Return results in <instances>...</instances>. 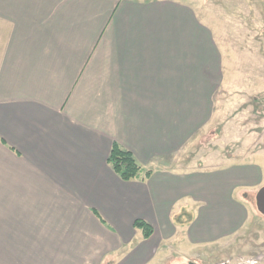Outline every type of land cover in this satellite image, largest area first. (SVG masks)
Returning a JSON list of instances; mask_svg holds the SVG:
<instances>
[{
    "label": "crops",
    "instance_id": "0c3cea01",
    "mask_svg": "<svg viewBox=\"0 0 264 264\" xmlns=\"http://www.w3.org/2000/svg\"><path fill=\"white\" fill-rule=\"evenodd\" d=\"M198 15L181 0H0V264H210L240 249L258 167L187 159L218 117ZM113 142L150 175L121 180Z\"/></svg>",
    "mask_w": 264,
    "mask_h": 264
},
{
    "label": "rangeland",
    "instance_id": "374dc122",
    "mask_svg": "<svg viewBox=\"0 0 264 264\" xmlns=\"http://www.w3.org/2000/svg\"><path fill=\"white\" fill-rule=\"evenodd\" d=\"M181 1L197 8L218 50L220 68V89L214 96L218 117L204 128L187 159L195 166L197 161L204 167L235 162L259 169L258 184L243 188L253 200L246 205L248 221L234 239L240 249L210 264H264V215L257 211L253 195L264 186V0ZM244 242L254 243L248 249Z\"/></svg>",
    "mask_w": 264,
    "mask_h": 264
},
{
    "label": "trees",
    "instance_id": "16d2710c",
    "mask_svg": "<svg viewBox=\"0 0 264 264\" xmlns=\"http://www.w3.org/2000/svg\"><path fill=\"white\" fill-rule=\"evenodd\" d=\"M107 164L112 171L123 181H131L135 179H144L151 173L145 170L127 149L113 142L107 156ZM134 227L141 229L144 238L152 233V228L145 221L136 219L133 223Z\"/></svg>",
    "mask_w": 264,
    "mask_h": 264
},
{
    "label": "water",
    "instance_id": "95a60500",
    "mask_svg": "<svg viewBox=\"0 0 264 264\" xmlns=\"http://www.w3.org/2000/svg\"><path fill=\"white\" fill-rule=\"evenodd\" d=\"M255 206L257 211L264 215V186H262L255 194ZM187 264H197L193 261H189Z\"/></svg>",
    "mask_w": 264,
    "mask_h": 264
},
{
    "label": "built area",
    "instance_id": "2783aa9c",
    "mask_svg": "<svg viewBox=\"0 0 264 264\" xmlns=\"http://www.w3.org/2000/svg\"><path fill=\"white\" fill-rule=\"evenodd\" d=\"M255 263H256V262H255ZM222 264H224V263H222ZM228 264H234V263L229 261V263H228ZM239 264H243V263H239Z\"/></svg>",
    "mask_w": 264,
    "mask_h": 264
}]
</instances>
